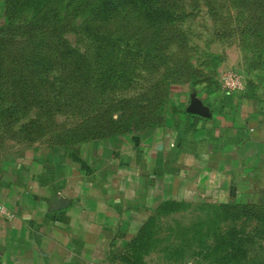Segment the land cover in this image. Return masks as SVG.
Instances as JSON below:
<instances>
[{"label": "crops", "instance_id": "obj_1", "mask_svg": "<svg viewBox=\"0 0 264 264\" xmlns=\"http://www.w3.org/2000/svg\"><path fill=\"white\" fill-rule=\"evenodd\" d=\"M4 0H0V22ZM163 125L0 162V264H120L162 201H256L264 170V60L243 91L189 82ZM195 98L201 116L185 110Z\"/></svg>", "mask_w": 264, "mask_h": 264}, {"label": "trees", "instance_id": "obj_2", "mask_svg": "<svg viewBox=\"0 0 264 264\" xmlns=\"http://www.w3.org/2000/svg\"><path fill=\"white\" fill-rule=\"evenodd\" d=\"M184 1L4 0L0 125H10L11 134L27 132L35 119L20 117L37 105L44 112L80 116L60 143L154 126L164 107H175L170 85L193 80L190 65L182 64L170 48L184 41L181 21L192 12ZM238 1L250 16L248 32L264 51V0ZM189 2L198 5L197 0ZM67 34H73L74 42ZM134 88L136 93L125 95ZM188 204L160 202L130 241H142L147 233L145 249L151 246L169 261L181 263L186 225L159 219L186 209L197 248L190 252L195 256L206 260V252L214 250L210 258L217 264H264V177L256 201L196 202L192 208ZM164 224L167 233L175 230L180 235L179 241H163L159 232ZM171 244L175 253L168 255Z\"/></svg>", "mask_w": 264, "mask_h": 264}, {"label": "rangeland", "instance_id": "obj_3", "mask_svg": "<svg viewBox=\"0 0 264 264\" xmlns=\"http://www.w3.org/2000/svg\"><path fill=\"white\" fill-rule=\"evenodd\" d=\"M197 2L198 5L192 7L189 0L184 1L183 6L187 10L192 9L191 14L181 21L184 41L179 45L175 43L170 46L174 57L181 59L182 64L188 63L192 68L193 80L191 82H202L223 90L217 80L222 70L232 68L246 76L252 70L261 69L264 51L257 49V40L247 30V20L250 16L246 8L242 7L238 0H197ZM73 37V34H67V39L71 42H74ZM188 83L189 81L183 79L170 85L172 92L170 99L172 103H175V107L172 108L169 105L164 107L159 121L154 123V126L163 125L169 112H174L179 108L176 97ZM137 90L138 88L127 89L125 95L136 93ZM29 118L35 119L34 124L23 133L11 134L10 125L7 128L5 125H0V162L9 160L10 156L19 153L22 148L32 143L73 144L80 141L68 140L66 143H60L71 135L68 131L76 126L79 115L58 111L44 112L41 107L33 105L26 110L20 120L27 121ZM262 182L263 178L261 187ZM188 207L192 208L194 204L189 203ZM187 211L186 209L180 210L159 219L170 225L177 222L186 225V235L182 240L183 242L186 240V245L183 250L184 260L181 263L169 261L167 256H162L155 249L152 250L151 246L145 249L144 247L148 245L146 240L148 234L145 233L144 240L134 238L126 244L125 256L120 260V264H217L215 259L210 258L215 254L214 250H211L209 254L206 252L208 256L206 260L190 252L197 248L194 246L193 238L195 237L190 232L191 223ZM167 232L166 224H164L159 232L160 236H164L163 241L165 238L173 242L180 240V235L176 236L175 230ZM175 249L176 246L171 244L168 248V255H173ZM133 256L138 259H133Z\"/></svg>", "mask_w": 264, "mask_h": 264}, {"label": "built area", "instance_id": "obj_4", "mask_svg": "<svg viewBox=\"0 0 264 264\" xmlns=\"http://www.w3.org/2000/svg\"><path fill=\"white\" fill-rule=\"evenodd\" d=\"M218 83L220 87L226 92L231 91H243L245 88L246 76L236 69H224L218 75ZM0 214L5 216H11V214L4 208L0 202Z\"/></svg>", "mask_w": 264, "mask_h": 264}, {"label": "water", "instance_id": "obj_5", "mask_svg": "<svg viewBox=\"0 0 264 264\" xmlns=\"http://www.w3.org/2000/svg\"><path fill=\"white\" fill-rule=\"evenodd\" d=\"M185 110L189 113L198 114L201 116H206L208 114L207 108L195 98H191L187 101Z\"/></svg>", "mask_w": 264, "mask_h": 264}]
</instances>
